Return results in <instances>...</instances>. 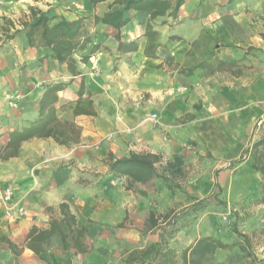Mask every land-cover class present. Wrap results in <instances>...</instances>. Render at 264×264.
Instances as JSON below:
<instances>
[{
  "label": "crops",
  "instance_id": "0c3cea01",
  "mask_svg": "<svg viewBox=\"0 0 264 264\" xmlns=\"http://www.w3.org/2000/svg\"><path fill=\"white\" fill-rule=\"evenodd\" d=\"M112 1L0 0V34L42 12L82 18L81 37H90L72 54V71L21 30L0 48V187L11 186L12 202L24 207L9 218L0 203V235L21 247L33 226L48 229L61 220L64 203L87 231L82 251L71 253L70 242L64 249L56 233L42 244L40 255L58 237L59 255H52L62 264H113L108 250L116 225L135 204L148 212L162 196L149 186L160 178L131 183L110 171L109 156L157 154L158 172L157 164L218 168L215 177L204 172L195 179L208 190L216 184L223 200L249 195L264 203L262 174L251 166L262 148L254 143L264 138V0H182L174 14L176 0H166L167 14L154 18L125 10L128 21L119 29L96 20L122 8ZM51 85L60 89L44 111L54 119L8 155L9 133L38 118ZM16 91L12 107L8 98ZM152 113L156 119L148 118ZM226 163L234 164L232 175ZM61 229L69 233L65 223ZM12 255L17 264H48L26 247Z\"/></svg>",
  "mask_w": 264,
  "mask_h": 264
},
{
  "label": "trees",
  "instance_id": "16d2710c",
  "mask_svg": "<svg viewBox=\"0 0 264 264\" xmlns=\"http://www.w3.org/2000/svg\"><path fill=\"white\" fill-rule=\"evenodd\" d=\"M182 0H176L175 7L170 11L174 14L181 4ZM113 4H119L122 6L120 9H113L108 12H104L101 16H97L96 20L105 24H109L117 29L123 26L128 17L124 15L125 10L136 9L141 11H149L151 18L156 16H162L167 14L169 10V4L166 0H113ZM38 16L31 21H22L20 29H14L11 33L5 34V39L15 38L19 31H23L28 43L43 47H50L53 51L52 56L60 63L68 62L69 69L72 71V54L77 50L83 49L85 45L90 41L89 36L81 37V23L82 18L69 20L59 15H47L42 12L33 13ZM150 28V27H149ZM150 30V29H149ZM155 31H148L147 35L154 36ZM119 39V38H118ZM122 41H120V44ZM119 44V47H120ZM151 46L156 48L158 44L153 40ZM134 42L130 44L131 49H135ZM0 48H2L0 46ZM205 63H200V66H204ZM60 89L59 85L48 86L43 99H41L40 113L38 118L31 121L27 126L21 129H13L9 133V144L11 148L8 155H14L17 153V149L20 142L26 140L44 129L54 119V113L52 110L48 112L44 111V108L48 104V100L54 98V94ZM75 113L85 112L83 110H74ZM48 133V132H47ZM261 145V151L255 158V161L251 166L262 174L264 181V138L254 143L255 147ZM160 159V156L152 153H135L131 152L127 156L114 157L109 156L105 161L110 171L125 175L129 178L131 183H145L152 178H163V175L158 172L156 168V162ZM231 167L234 166L230 163ZM262 184V183H261ZM263 194L259 201L264 202V185L262 184ZM209 201L206 199L195 200L193 203L182 209L178 213H165L161 220L164 225L159 227L158 236L159 239L148 250L144 252L139 259L138 264L148 262L155 264H219L215 260V254L218 250H225L232 246L238 245L241 249L247 248L249 243L247 237H243L241 241L226 242L222 239V236L217 235H203L198 237L191 244L181 247H172L167 243V239L177 234L191 217H195L196 214L209 205ZM64 203L60 204L61 213L63 217L60 221L53 219L48 229H38L32 227L26 235V238L21 247L3 235H0V242L7 244L9 249L17 255L24 247L32 250L39 255L43 260L45 257L40 255L42 244L46 242L53 234H58L63 244V248L66 249L69 246L67 237L70 234L73 246L79 251L84 250L83 243L81 241L82 236L85 233V227H77L75 225L74 215L65 208ZM149 220L152 222L151 226L158 225L157 218L153 212L149 213ZM65 223L69 227V233H64L61 229V224ZM73 226V227H72ZM153 251V255L149 259H145L147 253ZM48 262V261H47ZM48 264H56L50 263ZM252 264H255L252 262Z\"/></svg>",
  "mask_w": 264,
  "mask_h": 264
},
{
  "label": "rangeland",
  "instance_id": "374dc122",
  "mask_svg": "<svg viewBox=\"0 0 264 264\" xmlns=\"http://www.w3.org/2000/svg\"><path fill=\"white\" fill-rule=\"evenodd\" d=\"M13 26V25H12ZM5 33L0 34V46L6 43ZM159 173L163 175L159 184H149L154 191L162 192V196L152 199L151 208L148 212L143 206L134 205L130 212H126L124 219L116 225L114 232L115 240L109 242L111 263L113 264H138L140 257L146 250L158 241V229L164 225L161 217L165 213H178L195 200L206 199L209 205L191 217L177 234L167 239L172 247L187 246L203 235L222 236L226 242L241 241L247 237L246 249L238 245L225 250H218L215 260L219 264H264V203H259L258 198L247 196L238 201L223 200L219 195L218 187L213 184L212 189L199 183L195 177L204 172L211 173L213 177L220 170L218 168H177L174 165L161 167L157 164ZM232 170L233 167L223 166V170ZM201 177V176H200ZM153 212L157 218L158 225L152 227L149 220V213ZM225 215V218H223ZM87 231V230H86ZM86 232L82 236L84 239ZM71 249L74 252L75 246L68 235ZM61 242L58 237L50 240L42 253L43 257L50 263L62 264L60 259L54 258L60 250ZM108 246V245H107ZM153 251L146 254L145 259L153 255ZM144 256V255H143ZM115 261V262H114ZM47 262V263H48ZM0 264H17L11 250L6 243H0ZM67 264V263H66ZM71 264V263H69ZM143 264V263H141ZM144 264H155L144 262Z\"/></svg>",
  "mask_w": 264,
  "mask_h": 264
},
{
  "label": "built area",
  "instance_id": "2783aa9c",
  "mask_svg": "<svg viewBox=\"0 0 264 264\" xmlns=\"http://www.w3.org/2000/svg\"><path fill=\"white\" fill-rule=\"evenodd\" d=\"M19 98V93L13 92L12 94L9 95L8 101L9 104L12 107L17 106L16 99ZM149 119H156L157 115L156 113H152L148 117ZM226 167H230V163L225 164ZM12 194H13V189L11 186H3L0 187V203L4 207L5 215L7 217H13L14 215H22L24 213V207L22 205H15L12 202ZM223 218H225V215H223Z\"/></svg>",
  "mask_w": 264,
  "mask_h": 264
}]
</instances>
